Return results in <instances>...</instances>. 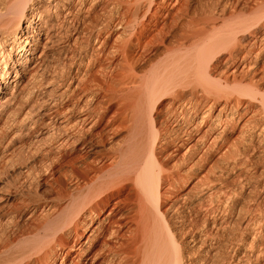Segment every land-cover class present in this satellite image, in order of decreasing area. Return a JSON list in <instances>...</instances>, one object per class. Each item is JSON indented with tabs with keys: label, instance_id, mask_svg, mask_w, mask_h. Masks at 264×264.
Segmentation results:
<instances>
[{
	"label": "bare ground",
	"instance_id": "bare-ground-1",
	"mask_svg": "<svg viewBox=\"0 0 264 264\" xmlns=\"http://www.w3.org/2000/svg\"><path fill=\"white\" fill-rule=\"evenodd\" d=\"M248 2L0 0V156L32 132L0 166V264H264Z\"/></svg>",
	"mask_w": 264,
	"mask_h": 264
},
{
	"label": "rangeland",
	"instance_id": "rangeland-1",
	"mask_svg": "<svg viewBox=\"0 0 264 264\" xmlns=\"http://www.w3.org/2000/svg\"><path fill=\"white\" fill-rule=\"evenodd\" d=\"M255 0H249V2L246 4L247 6L244 7L246 9H248L249 6H252V4L254 3ZM241 7V5H240ZM116 33L114 32V34L109 38L110 42L114 39ZM164 52V51H163ZM53 54V52H50ZM50 54V55H52ZM161 57V56H160ZM97 69V65H93L89 68V74L88 75H92L95 73V70ZM254 80H257L259 86H260V91L264 92V59L262 61H260L257 64V68L254 71ZM262 78V79H260ZM32 138V132L29 130V128H27V126L24 128H21V131L19 130H14V132H10L7 133L3 138H2V142L4 144V152L3 154L0 156V166L2 167V170L6 173V176H8L9 174H11L12 168L10 165V157L14 154H19L24 152L25 150H27L28 147V143L30 142V139ZM179 158V155L176 156L175 159ZM215 160H217V156H213L211 163L214 162ZM258 160V170L255 172H252V176L258 175L261 171V167L263 165L262 162V157L257 158ZM208 167V165L206 166ZM217 172V171H216ZM203 172H201L200 174L196 173L195 176H192L190 179H188V181L186 182V184H181L179 185V190L182 192L186 191L192 183H194L196 181L197 177H200V175ZM44 177H46V175H43ZM13 181L18 184L19 181H24L25 185H28V182L25 180V178L23 176H13L12 177ZM36 183L33 181V188L36 187L35 185ZM261 184L262 181H260L256 186L255 189V194H254V198L257 199H263L264 200V192L261 189ZM185 189V190H183ZM13 190V188H12ZM178 190V191H179ZM49 188L46 184L41 183L36 187V192L38 193V195L40 197L43 196H47L49 194ZM182 192V193H183ZM17 200H15L13 203H16ZM240 206L243 209H246V207L251 206V202L248 201H242L241 200V204ZM246 240L249 241V239H251V235H246ZM246 246V245H245ZM245 248V247H244Z\"/></svg>",
	"mask_w": 264,
	"mask_h": 264
}]
</instances>
